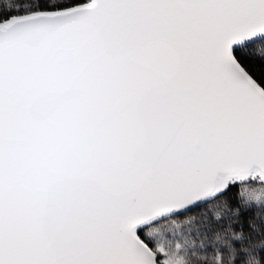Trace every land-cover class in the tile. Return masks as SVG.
Returning a JSON list of instances; mask_svg holds the SVG:
<instances>
[{
  "label": "snow or ice",
  "instance_id": "snow-or-ice-1",
  "mask_svg": "<svg viewBox=\"0 0 264 264\" xmlns=\"http://www.w3.org/2000/svg\"><path fill=\"white\" fill-rule=\"evenodd\" d=\"M0 264H264V0H0Z\"/></svg>",
  "mask_w": 264,
  "mask_h": 264
}]
</instances>
